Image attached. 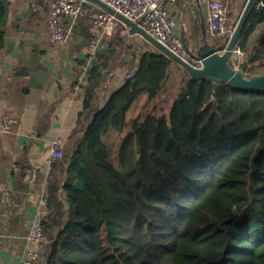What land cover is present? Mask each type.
Wrapping results in <instances>:
<instances>
[{"label": "trees", "instance_id": "1", "mask_svg": "<svg viewBox=\"0 0 264 264\" xmlns=\"http://www.w3.org/2000/svg\"><path fill=\"white\" fill-rule=\"evenodd\" d=\"M4 16L0 0V42ZM118 25L88 68L70 138L85 127L95 90L126 47L125 26ZM238 46L247 54L246 72L256 60L264 74V0L254 5ZM134 50L123 70L130 78L111 88L84 135L53 166L56 179L65 170L64 181H48L46 246L33 264H264V93L186 82L177 65L179 89L167 110L158 98L174 62L148 43ZM144 94L142 111L130 120L132 183L106 137L129 128L127 113Z\"/></svg>", "mask_w": 264, "mask_h": 264}, {"label": "crops", "instance_id": "2", "mask_svg": "<svg viewBox=\"0 0 264 264\" xmlns=\"http://www.w3.org/2000/svg\"><path fill=\"white\" fill-rule=\"evenodd\" d=\"M53 1L7 0L9 15L4 40L0 42V122L5 115L12 116L17 122L9 134H0V264H22L29 251L39 248L41 251L46 246L44 243L39 247L30 241L29 230L34 221L46 214L42 201L46 198L48 181L52 179L61 184L64 181L65 170L59 179L52 173L54 165L49 163L51 142L59 138L63 150L74 146L84 135L93 114L105 104L111 88L118 86L117 82L126 81L128 74L123 70L133 58L131 54L119 55L112 71L95 90L94 110L85 127L70 138L77 127L79 113L83 111L90 45L98 35L93 20L103 9L81 0L82 9L76 17L59 18L70 36L69 42L63 46L54 45L48 31ZM201 1L207 25V4L206 0ZM216 1L226 3L228 0ZM229 2V26H233L238 21L236 11L243 4L245 6L247 0ZM172 12L177 21V34L191 47V32L199 31L201 24L195 1L179 0ZM118 24L119 21L116 26ZM110 35L104 36L101 48ZM141 55L137 54L136 63ZM178 72L174 63L166 85L169 92H164L165 87L159 101L173 100L177 94L179 79L174 76ZM185 79L190 78L187 75ZM147 98L142 95L134 103L132 116L142 111ZM126 132L130 133L128 127L122 133L123 137ZM112 145L117 152L115 164L125 173L127 164L119 166L117 159L119 150L128 154L130 147L126 151L125 145L121 147L117 141ZM68 164L67 161L64 169Z\"/></svg>", "mask_w": 264, "mask_h": 264}, {"label": "built area", "instance_id": "3", "mask_svg": "<svg viewBox=\"0 0 264 264\" xmlns=\"http://www.w3.org/2000/svg\"><path fill=\"white\" fill-rule=\"evenodd\" d=\"M116 12L125 15L139 26L144 28L148 33L154 36L158 41L166 45L172 52L182 56L187 60L188 55L184 51L183 38L177 34V21L174 18L172 8H174L179 0H101ZM207 4V31L211 39H225L227 44L232 36L236 26H229L230 2L222 3L216 0H206ZM82 9L81 0H54L51 5V13L48 20V31L51 41L54 45H66L69 42V34L61 25L59 18L62 16L76 17ZM118 19L106 11L100 12L93 20L94 28L98 35L90 45L91 62L96 59L103 38L115 31ZM247 59V54L238 44L233 51L231 65L236 70H242ZM197 66V63L194 64ZM130 75L126 76V80ZM16 120L5 115L0 122V134H9ZM64 158V150L61 148V140L55 138L51 142V151L49 163L57 164ZM47 201H42V206L46 207ZM41 218L34 221L29 230V240L41 247L46 243ZM39 250L29 251L27 258L22 264H33L39 259Z\"/></svg>", "mask_w": 264, "mask_h": 264}, {"label": "water", "instance_id": "4", "mask_svg": "<svg viewBox=\"0 0 264 264\" xmlns=\"http://www.w3.org/2000/svg\"><path fill=\"white\" fill-rule=\"evenodd\" d=\"M92 2L99 6L103 11L115 15L126 29L129 36H140L147 43L157 48L162 54L170 58L175 64L184 69L191 80L202 81L208 80L213 83L214 90L220 84H228L237 90L264 93V74L247 77L245 71L247 66L244 65L242 70H236L231 65L233 51L237 47L240 35L248 21L249 15L258 2V0H247L244 10L240 15L232 36L226 45L213 41L207 31L206 21L204 20L203 4L201 0H194L198 10V16L201 19L199 31L193 30L190 36L191 47L186 44L183 38L184 51L188 55L187 60L182 56L172 52L166 45L158 41L154 36L148 33L136 22L118 13L101 0H83ZM5 16L1 26L7 25L9 15V5L7 0H2ZM197 63V66L194 65ZM139 157V156H138ZM80 191H85V184L81 181L75 183Z\"/></svg>", "mask_w": 264, "mask_h": 264}, {"label": "rangeland", "instance_id": "5", "mask_svg": "<svg viewBox=\"0 0 264 264\" xmlns=\"http://www.w3.org/2000/svg\"><path fill=\"white\" fill-rule=\"evenodd\" d=\"M244 7L245 6L243 4V6H241L236 11V16H237L238 19H239L240 15L242 14L243 10H244ZM116 27L117 28L114 31V33L111 34L110 37L107 38V40H110L112 37H114L115 34L117 33V31L121 28L120 25H117ZM126 40H127L126 41V47H125L124 50H122L121 54H131V53H133L134 51H136V50H134V47H136V49L137 48L138 49H145L146 48L147 42L144 39H142L140 36L134 35L133 37H131V36H129L127 34V39ZM212 40L216 41V42H218L220 44L221 43L222 44L226 43L225 39H212ZM104 45H105V42H104L102 48L104 47ZM231 60H232V58H231ZM255 61H253V63L249 64L250 65V70H248L247 72L245 71L246 75H253V76L260 75L261 67L258 65L257 62L254 63ZM174 78H176V79L178 78L180 80V73L179 72L176 73ZM172 90L173 89H171L170 91H172ZM164 92H169V90H167V87L164 89ZM144 95H146V94H144ZM173 100H174V98H173ZM173 100L172 99H168V100H161V101H162V103H165L167 110H169L170 107L173 104ZM130 110H131V111H129L130 113L128 112V115H127V123H128V126H129V130H130V120H132L133 118L136 117V116H132V113L134 111V107L131 108ZM125 134L126 135L123 137L122 133H119V132L115 131L114 129H111L110 133H109V136H108V139H106V141H108L107 143L109 144V146L111 148L113 159L116 157L115 154L117 153L115 151V149L113 148V145H112L113 141H117L118 145H120L121 147H123L125 145L124 149H126V151H127V148L130 147V149H128V154H127V152H126V154H123L122 151L119 150L120 154L118 156L117 163L119 164V166L120 165H124L125 166L127 164L126 165L127 169L125 170V174L128 176L130 182L133 183L135 181V178H136L134 172H135V159H136V155H137V150H136L134 136H132L129 132L128 133L126 132ZM121 153H122V156H123V161H125V159H127L126 162H124V164H123V161L121 163ZM123 172H124V170H123Z\"/></svg>", "mask_w": 264, "mask_h": 264}]
</instances>
